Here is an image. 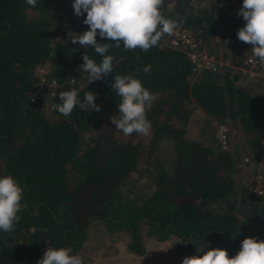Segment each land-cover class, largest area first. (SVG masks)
<instances>
[{
	"label": "trees",
	"instance_id": "16d2710c",
	"mask_svg": "<svg viewBox=\"0 0 264 264\" xmlns=\"http://www.w3.org/2000/svg\"><path fill=\"white\" fill-rule=\"evenodd\" d=\"M198 3L164 0L161 12L190 29L207 53L228 57L229 66L193 69L164 35L147 52L125 51L122 43L113 47L108 53L116 58L113 73L88 84L77 81L84 73L83 53L97 62L102 57L72 43L88 28L85 16L74 13L73 0H37L35 7L0 0V176L15 177L26 205L14 230L0 231V264H37L47 247H70L76 254L93 221L107 229L122 227L133 240L130 248L138 250L142 223L160 237L175 234L185 242L181 249L190 252L207 243L233 256L246 236L264 240V192L251 189L247 162H242L246 181L238 182L239 153L228 143L219 145L215 125L204 140L186 135L188 117L198 107L207 120L239 130L245 151L261 149L264 139V82L244 79L233 67L251 49L237 36L246 22L238 12L225 13L228 25L220 37L227 51L220 52L215 41L220 12ZM97 41L105 42L99 36ZM40 65L60 84L55 104L60 91L75 88L82 99L90 90L100 111L77 106L65 118L54 106L47 114L39 110L30 94ZM147 65L149 73L143 71ZM116 74L134 75L154 94L148 135L125 136L112 124L118 115L119 97L111 87ZM162 141L169 142L167 155L157 151ZM140 168L151 169L152 187L142 198L129 197L124 184ZM261 173L264 188V165Z\"/></svg>",
	"mask_w": 264,
	"mask_h": 264
},
{
	"label": "clouds",
	"instance_id": "9594fccd",
	"mask_svg": "<svg viewBox=\"0 0 264 264\" xmlns=\"http://www.w3.org/2000/svg\"><path fill=\"white\" fill-rule=\"evenodd\" d=\"M25 2L32 7L37 4V0ZM163 4L164 0H73L74 13L85 16L83 23L88 28L71 39L72 43H78L81 48L91 47L102 57L97 62L87 52L83 53L80 68L86 73L88 84L113 73L116 58L108 54L113 47L119 49L122 43L125 51L139 48L147 52L158 46L164 35L174 34L178 22L162 14ZM238 15L246 22L237 32L238 39L249 44L253 57L264 63V0H243ZM97 36L105 42H98ZM143 71L149 73L151 65L145 66ZM113 77L111 87L119 102L118 115L111 117L112 124L125 136L148 135L151 121L147 113L155 99L154 94L134 75L116 74ZM56 99L59 102L54 107L65 118L70 117L77 106L82 112L100 111L97 94L90 90L82 99L75 88L60 91ZM23 191L13 175L0 176V231L11 233L19 222ZM196 250L200 254L185 256L181 264H264V240L253 236H246L233 256H229L227 249L209 247L207 243ZM71 253L70 247H47L37 264H83L79 254Z\"/></svg>",
	"mask_w": 264,
	"mask_h": 264
},
{
	"label": "rangeland",
	"instance_id": "374dc122",
	"mask_svg": "<svg viewBox=\"0 0 264 264\" xmlns=\"http://www.w3.org/2000/svg\"><path fill=\"white\" fill-rule=\"evenodd\" d=\"M167 1L171 2L172 0ZM202 3L209 4L213 9H217L220 12V22L219 26L216 29L215 41L218 45V51H227L226 43L224 39H221L220 37L224 35L228 25L226 12H228V10L231 12H239V9L242 6L236 3L234 0H199L198 4ZM230 4L231 7L229 6ZM60 33L61 32H59V34ZM221 41H224V44H222ZM82 81L83 80H80L79 82ZM213 125H215L214 120H207L204 112L200 108L195 107L191 111L186 123V135L196 140H204V138H206V135H210ZM226 125L228 127V146L230 147V149H234L235 147L239 153V159H241L234 171L235 180L244 183L243 181L245 180L247 174H245L246 168L242 165V162L244 161L245 157H248L253 165V169H246L248 171V176L252 178V185V183L255 182V171L257 169H261L264 165L263 150L259 149L251 152L245 151L243 148L242 135L240 131L230 127L228 124ZM213 134H215V129ZM168 143L169 142L167 141H162L161 143H159L157 146L158 153H160L161 155H167L169 153ZM250 171H253L252 176H250L249 174ZM124 185L126 189H129L130 191L128 192L129 197L136 196L138 198H142L152 187L151 169L140 168L135 170L129 175ZM89 227L91 229V233L87 236V239L85 235V239L83 241L80 240L82 241L81 246L76 252V254H79L82 257L83 264H138V262L142 260L143 262L146 260H151V257H155V252L158 253L157 250H155L154 252L151 250L148 252V254L145 253L146 248L148 249L151 245L150 240L146 242L145 250L143 249L144 247L139 250L135 248H133L134 250L131 249L130 244L133 241L131 240V235L127 233L122 227L107 229L106 227H104L103 223H97V221H93L91 226ZM165 229L166 228L162 230L163 233H165ZM150 230V227H148L145 223H142L138 227L137 241L140 244L143 241V239L141 240V238L146 239V237L148 236L153 237V235H155V232H150ZM147 233L150 234L147 235ZM158 241L160 242L159 245L163 246L161 250L164 251L161 259L162 262L170 264H181V261L185 256L200 254L197 253L196 249L192 250V252L185 251L184 249L182 250L181 248L184 246L185 242L180 241L179 238L173 233H169L164 237H160ZM154 246L156 245L154 244ZM169 254L173 255L172 258L168 257L170 256ZM154 262L160 263V261H155V259ZM146 264H152V262L148 261L146 262Z\"/></svg>",
	"mask_w": 264,
	"mask_h": 264
},
{
	"label": "built area",
	"instance_id": "2783aa9c",
	"mask_svg": "<svg viewBox=\"0 0 264 264\" xmlns=\"http://www.w3.org/2000/svg\"><path fill=\"white\" fill-rule=\"evenodd\" d=\"M170 43L182 49L186 56L192 61L193 69L201 67L215 69L222 66H229L230 60L228 57H215L207 53L205 49L199 47L197 41L193 38L190 29L178 25L174 34L170 36ZM236 70L240 71L244 79H258L264 82V63L260 62L257 58L253 57L251 49H249L241 59L239 65L233 66ZM37 81L30 94V100L36 107L44 113H49L55 104V96L60 90V84L56 79L47 74L45 66H35ZM71 80V79H70ZM86 80V73L80 75L77 81ZM215 123V122H214ZM215 139L221 147H226L228 143V127L225 123H215ZM260 148L264 149V139L260 140ZM255 149L254 151H256ZM259 150V149H258ZM248 167L253 169V165L248 157L244 158ZM255 182L252 183L251 189L257 194L264 192L261 184V169H257L254 173Z\"/></svg>",
	"mask_w": 264,
	"mask_h": 264
},
{
	"label": "crops",
	"instance_id": "0c3cea01",
	"mask_svg": "<svg viewBox=\"0 0 264 264\" xmlns=\"http://www.w3.org/2000/svg\"><path fill=\"white\" fill-rule=\"evenodd\" d=\"M89 229H88V231H87V236L91 233V229H90V227H88ZM145 234V233H144ZM150 233H147V235H149ZM146 235V236H147ZM145 236V237H146ZM159 238L160 237H158V235H153V237L152 236H148V237H146V239H144V238H141V240L143 239V241H142V243L140 244V249H142V247H144L143 249L145 250V248H146V246H145V244H146V242L147 241H151V245L149 246V248L147 249L146 248V250H145V253H147L148 254V252L149 251H155V250H157L158 251V253H156L155 252V257L154 258H150L151 260H146V261H144L143 262V260L142 261H139L138 262V264H146V262H148V261H150V262H152V264H170V263H166V262H162V256H163V253H164V251L163 250H161V248L163 247V246H160L159 245ZM84 239H85V235H84ZM83 239V240H84ZM87 239V238H86ZM145 240V241H144ZM144 242V243H143ZM152 242H153V245H152ZM154 244L156 245V246H154ZM162 244V243H161ZM157 245H159V246H157ZM170 252V251H169ZM171 253V252H170ZM173 254H175V253H173ZM170 255V254H169ZM172 256L173 255H170V256H168V257H170V258H172ZM154 259H155V261H160V263H157V262H154ZM174 263H176V262H174ZM131 264H134V263H131ZM179 264V263H178Z\"/></svg>",
	"mask_w": 264,
	"mask_h": 264
},
{
	"label": "water",
	"instance_id": "95a60500",
	"mask_svg": "<svg viewBox=\"0 0 264 264\" xmlns=\"http://www.w3.org/2000/svg\"><path fill=\"white\" fill-rule=\"evenodd\" d=\"M22 205L26 207L25 203H22ZM155 225H157L156 222H155ZM83 232H84V231H83ZM83 239H84V233H83V236H82L81 240L83 241Z\"/></svg>",
	"mask_w": 264,
	"mask_h": 264
}]
</instances>
